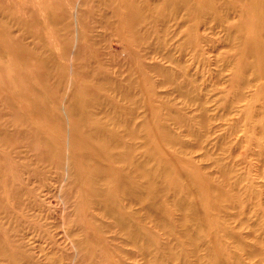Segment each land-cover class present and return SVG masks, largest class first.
<instances>
[{
	"label": "rangeland",
	"instance_id": "rangeland-1",
	"mask_svg": "<svg viewBox=\"0 0 264 264\" xmlns=\"http://www.w3.org/2000/svg\"><path fill=\"white\" fill-rule=\"evenodd\" d=\"M19 1L24 2L0 0V97L8 103L7 98L14 95L22 104L44 98L49 103L47 109L52 110L48 92L44 96L34 90L27 95L24 90L25 84L34 88L35 81L27 77L32 67L24 60V53L32 49L42 72L58 86L56 66H49L53 60L47 59L48 48H54L55 63L66 60L71 66L74 57L82 54V45L75 41V22L67 32L64 22L46 19L52 12H42L41 0H25L27 8L20 13L15 8ZM81 1L89 3L84 10L89 7L95 11L94 20L103 21L99 12L106 11V6L102 1ZM191 1V23L205 15L206 42L202 46L207 58L204 66L192 61L186 65L193 66L191 96L195 98L202 91L211 103L207 111L190 104L184 111L186 117L177 115L183 124L172 123L176 114L173 119L166 115L171 124L163 130L140 125L141 118L130 119L128 113H122L129 125L124 128L112 123L123 118L118 113L114 118L113 113L107 115L109 109L100 103L107 85L103 76H97L103 97L93 101L85 115L87 121L91 116L100 121L101 127L94 129L100 137L87 133L85 137L91 142L77 143L78 152L91 151L94 158L70 156L71 173L63 187L57 181L65 179V160L72 151L66 149L57 164L62 147L52 134L40 132L30 147L27 125L6 123L8 107L0 101L3 133L18 132L24 144L17 149L0 146V153L10 162L7 170H0V183L9 180L5 188L0 186V264H264V0H201L203 9L197 7L196 0ZM72 33L74 41H64L72 54L60 58L61 41ZM94 34L104 62L116 59L118 65L126 59L122 46L104 28L97 27ZM148 46H144L146 52ZM146 60L153 63L151 58ZM162 63L164 69L176 67L177 71L176 65ZM97 67L94 62L88 68L90 76ZM17 72L27 77L25 81ZM158 76L154 78L164 75ZM70 84L71 80L61 84L64 99L71 98L69 90L74 85ZM114 94L126 108L133 107L131 101ZM252 100L255 108L249 102ZM235 102V121L213 120L231 112ZM60 121L53 134L69 131L62 111ZM78 122L81 131L89 129ZM71 129L77 137L82 134L73 126ZM114 132L119 137H112ZM152 137L161 141L151 145ZM44 149L49 153L47 161L39 158ZM165 152L177 160L166 161L160 155ZM190 159L200 177L185 169L183 162ZM19 162L27 163L25 166L38 175L33 177L31 188L42 178L49 184L48 190L36 192L41 194L39 206L34 202L27 208L22 193L12 196L13 189L20 187L16 178ZM109 165L125 168L116 177L118 183L114 176L106 175ZM75 166L82 170L79 176L72 173ZM22 177L26 180L28 173ZM205 199H211L208 208Z\"/></svg>",
	"mask_w": 264,
	"mask_h": 264
},
{
	"label": "bare ground",
	"instance_id": "bare-ground-1",
	"mask_svg": "<svg viewBox=\"0 0 264 264\" xmlns=\"http://www.w3.org/2000/svg\"><path fill=\"white\" fill-rule=\"evenodd\" d=\"M33 1L35 2L36 0ZM41 1L42 12L44 11L45 13L48 9L52 12V14L47 15L48 17L45 16L47 20L50 19L51 21H54V23L59 21L64 22V29L67 32L70 31L75 22V41L82 45V54H78V57L76 58L74 57L73 63L70 66L66 60L63 62L60 60L61 62L55 63L57 60H55L56 55L53 56L54 48H48L50 53L48 54L47 59L53 60V64L49 66H56V76L59 82L58 86H54L50 83V80L47 77L48 73L42 72L40 69L42 66L36 63L34 59L36 57L35 54H33V50L31 49L24 53V56L26 57L24 60L28 62L30 68L32 67L27 77L29 80L35 79L33 82L34 88L31 86L32 84H25L24 90L27 95H30L34 90L42 92V94H44V92L45 94L49 93L52 110L51 108L47 109L49 103L44 98L41 101L37 100L34 104H22L19 100L13 98L14 95L11 96V99L7 98L9 101L8 103H6L4 98L1 97L0 101L2 103L4 101V104L8 107L9 118L5 119L6 123H13L16 121L17 123H20V125H27L26 139L28 145L39 132L43 134L47 133L49 136L52 134L59 146L62 147H59V156L55 159L57 164L61 163L64 153L66 154V149L72 151V154L70 155L69 153L65 160V179L57 181L61 187H63L68 182L67 180H69L68 177L71 173L69 168L70 156L71 159L77 158V156H82V158L86 160L94 158V154L91 151L78 152L77 143L80 142L81 144H85L87 141L91 142V138L89 139L85 137V134L87 133H89V135L98 134L97 136L100 137V133L94 130L97 126H99L98 128L101 127L100 121L98 119L95 120L94 118L91 119V114V117H89L87 121L85 115V111H88V107L92 102L101 101L103 97V95H100L102 88L96 81L97 76H103L107 85V93L105 94L104 102L100 103L107 106L110 111L109 113L106 111L107 115L111 116L113 113V118L117 117V113L119 114V118H123L124 115H122V113L125 115L128 113L130 119L141 118V120L138 121L139 123L137 122L140 125L141 123H144V126L148 125L152 128L163 130V128L166 129V127L171 124L165 119L166 115H169L168 119H173V114H176V118L174 119L175 122L173 120L172 123H175V125L183 124L184 120L179 119L177 115L179 114L186 117L184 111L190 107V104H196L201 111H207V106L211 103L204 97L202 91H200L199 95L195 96V98H192L191 96L193 79L190 77V69L193 66L192 64L186 65V63L192 61L193 64L194 62H198V65L202 64L204 66L205 59L207 58L206 49L202 46V43L204 44L206 42V35L203 32V28L206 25V22L203 19L205 15L203 18L200 17L197 23H191L193 12V3L191 0H100L106 6V11L102 14L101 11L99 12V15L103 17V21L102 19L100 21L93 19L95 14L93 9H90L89 7L88 9H83L84 5H86V7L89 5L87 1L83 3L81 0ZM196 4L198 5L197 7L203 9V2L201 0H196ZM15 8L19 13L24 11L27 8L25 0L24 2L19 1L16 3ZM28 8L30 10L32 9L31 6H28ZM48 24L49 23L46 22L45 25ZM191 26L194 30L191 29ZM97 27L104 28L115 38L114 41H117L119 45L122 46V51L126 54V59L123 62H120L118 65L116 64V59H110L107 63L104 62L101 57L103 54L99 52L96 47L97 41L94 33ZM67 40L74 41V34H66V38L61 41L63 54H61L62 57L59 56L60 58H63L64 56L69 57L72 54L68 47L64 45V41ZM147 44L149 45L148 52L144 49V46ZM72 50L73 49H71V51ZM110 50L111 53L114 52L112 45L110 46ZM136 51H139V53ZM113 54L114 53H112V55ZM13 56L12 53V57ZM147 58H151L153 63L148 62L146 60ZM162 60L176 65L177 71L176 67L175 69L171 68V70L164 69L165 64L162 63ZM94 62L98 64V67L94 70V75L90 76L88 68L93 67ZM45 65L46 64L43 62V68ZM197 68H199V66ZM196 71V73H198V70ZM70 72H72L73 77L70 76ZM17 73L20 80L25 81V78L27 77H24V75L19 72ZM160 74L164 75L161 77L162 79L154 78V75L158 76ZM63 80H71V84L74 85V88L72 89L71 86L69 90V93H71L70 99H64L60 94ZM114 93L119 94L122 100L126 99L131 101L133 107L129 105L130 107L126 108L116 99V94ZM243 95L246 96L245 94ZM215 100L217 99L215 98ZM249 102L255 108L253 100ZM236 103L238 102H235L231 107V112L222 116H216V118L213 117V120L219 121L220 123L222 120L235 121L232 116L236 115V112H234V109H236ZM4 104L3 106H5ZM15 106H17V108H15ZM60 111H62L66 117L69 131L66 133H64L65 130L57 131V133L53 134V129L58 127L61 123ZM43 113L44 115L39 117L40 114ZM36 116H38V119ZM76 116H78V119ZM27 118H30V120H27ZM78 120L80 122L82 121L83 124L88 125L89 129L86 130V132L81 131ZM112 123L122 127L124 126V128H129L127 127L129 125L126 116L123 119H115ZM130 124L132 125V122ZM72 126L76 129L77 133L80 132L82 134L78 137V134L73 135L71 129ZM111 135L112 137H119L117 132H114ZM20 137L21 134L18 132L4 134L2 131V125H0V146L2 148L12 146L14 149H17L19 146H24L19 140ZM160 141L161 138L152 137L150 144L154 145L156 142ZM207 142L209 143V139H207ZM97 143H95V145ZM29 146L31 147V144ZM160 155L163 159L169 162L171 160H177L175 156L166 152ZM206 155L209 157L208 152ZM48 156V150L44 149L39 158L47 161ZM45 160L38 161L45 162ZM24 162H19L16 165L17 168L15 167L17 169L16 178L20 187L13 189L12 196L16 197L17 193H22L26 196L24 203L27 208L31 207L34 202L39 206L37 201L38 196L41 194L36 192L39 189L42 192L46 191V189L48 190L49 184L45 178L44 180L42 178L39 180V185L37 187L31 188L30 186L33 183V177H37L38 175L33 173L29 166H25L27 163L25 164ZM180 162L181 161L179 160L178 163L181 164ZM9 163L7 157L0 153V170H7ZM22 163H24V166H22ZM183 164L185 165L186 170H192V173L197 177H200L197 174L200 170L194 165L192 159L189 161L185 160ZM102 169H99V171H102ZM124 169L125 168L119 166L113 168L109 165L105 173L106 175L114 176L113 178L118 183L116 177L119 178ZM81 171L82 170H77V166H75L72 173L74 172L75 176H79ZM25 173H28L26 180L22 177V174L24 175ZM4 181V185L0 183V186L3 188H5L7 182L9 183L8 179H5ZM136 187L139 189L138 186ZM209 189L210 187H208V190ZM33 197L35 198V201L31 199ZM220 197H222V194ZM210 200L211 199H205L204 201L207 203V208L209 207L208 203ZM210 247L212 248L213 246L211 245Z\"/></svg>",
	"mask_w": 264,
	"mask_h": 264
}]
</instances>
